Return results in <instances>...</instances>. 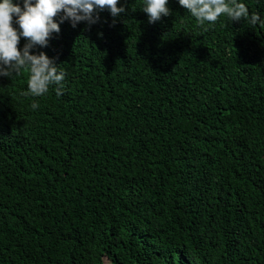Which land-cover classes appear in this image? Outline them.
<instances>
[{
    "label": "trees",
    "instance_id": "trees-1",
    "mask_svg": "<svg viewBox=\"0 0 264 264\" xmlns=\"http://www.w3.org/2000/svg\"><path fill=\"white\" fill-rule=\"evenodd\" d=\"M144 3L53 18L61 95L0 76V264H264V25Z\"/></svg>",
    "mask_w": 264,
    "mask_h": 264
},
{
    "label": "clouds",
    "instance_id": "clouds-1",
    "mask_svg": "<svg viewBox=\"0 0 264 264\" xmlns=\"http://www.w3.org/2000/svg\"><path fill=\"white\" fill-rule=\"evenodd\" d=\"M168 0H145L142 10L148 15L149 23H155L161 16H167ZM198 24L216 22L222 14L231 21H247L251 25H264L257 13H249L247 6L238 0H178ZM118 0H23V8L13 0H0V76L12 77L22 68L29 71L28 90L34 96L47 93L49 85H57L56 94L61 95L65 73L57 70L54 59L43 51L38 54L30 50L36 46L46 47L53 32L59 33V24L53 19L60 14V22L69 20L73 27L79 22L95 24L99 13L107 9L112 17L126 11L117 6ZM19 26L13 27V17ZM102 35V34H101ZM26 43L19 49L20 38ZM33 109L37 104L32 105Z\"/></svg>",
    "mask_w": 264,
    "mask_h": 264
}]
</instances>
